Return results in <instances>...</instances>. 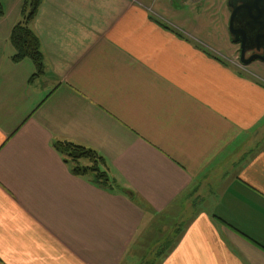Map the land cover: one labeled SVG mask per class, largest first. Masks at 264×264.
Instances as JSON below:
<instances>
[{
	"label": "crops",
	"instance_id": "1",
	"mask_svg": "<svg viewBox=\"0 0 264 264\" xmlns=\"http://www.w3.org/2000/svg\"><path fill=\"white\" fill-rule=\"evenodd\" d=\"M24 1L0 0V264H264L263 63L230 66L170 0H43L34 77Z\"/></svg>",
	"mask_w": 264,
	"mask_h": 264
},
{
	"label": "trees",
	"instance_id": "2",
	"mask_svg": "<svg viewBox=\"0 0 264 264\" xmlns=\"http://www.w3.org/2000/svg\"><path fill=\"white\" fill-rule=\"evenodd\" d=\"M42 2L43 0L24 1L21 20L13 28L10 35V42L15 50L12 61L18 63L23 60H30L35 68L34 77L43 74L44 62L39 40L31 30L30 24L38 13ZM53 147L62 155L64 163L71 168L74 175L79 177L88 176L96 186L102 189L112 190L115 188V184L105 171L104 160L95 152L67 142H56ZM83 162H87L89 165L84 166ZM121 192L124 193L123 190ZM130 198H133V194Z\"/></svg>",
	"mask_w": 264,
	"mask_h": 264
},
{
	"label": "rangeland",
	"instance_id": "3",
	"mask_svg": "<svg viewBox=\"0 0 264 264\" xmlns=\"http://www.w3.org/2000/svg\"><path fill=\"white\" fill-rule=\"evenodd\" d=\"M170 1L174 3V9L180 10L181 15L185 16L192 25L188 20H186V23L190 26L198 27L199 31H202L204 38H206L208 42H214L217 47L219 46L221 53L228 55L232 49L233 54L231 53V55H229L230 57H227L228 59L226 58L230 66L241 73H251L249 70L250 68H247L248 66H243L239 61V47L229 41L230 36L228 35L227 18L229 19L230 9L227 6V0H209L207 4L203 3L200 7L199 4L192 5L187 1L184 4L181 3V5H178V1L176 0ZM223 15L225 16L224 20ZM256 66L259 69V74L264 76V64L260 67L257 64ZM148 242L146 248L150 246V240H148ZM157 250L159 249L157 248Z\"/></svg>",
	"mask_w": 264,
	"mask_h": 264
},
{
	"label": "water",
	"instance_id": "4",
	"mask_svg": "<svg viewBox=\"0 0 264 264\" xmlns=\"http://www.w3.org/2000/svg\"><path fill=\"white\" fill-rule=\"evenodd\" d=\"M230 9L228 32L232 43L239 47V61L243 66L264 63V57L252 53L264 52V0H227ZM123 192L132 197L127 190Z\"/></svg>",
	"mask_w": 264,
	"mask_h": 264
},
{
	"label": "flooded vegetation",
	"instance_id": "5",
	"mask_svg": "<svg viewBox=\"0 0 264 264\" xmlns=\"http://www.w3.org/2000/svg\"><path fill=\"white\" fill-rule=\"evenodd\" d=\"M255 54H258V55H261V56L264 57V52H263V51H260V52H258V53H255V52L250 53V54L247 56V58H248V57H251V56H253V55H255ZM255 63H261V62H257V61H255V62H253L252 64H255ZM252 64H251V65H252ZM263 64H264V63H263Z\"/></svg>",
	"mask_w": 264,
	"mask_h": 264
}]
</instances>
